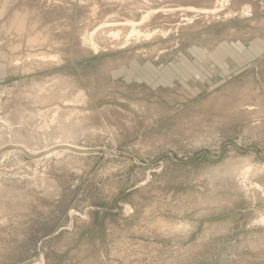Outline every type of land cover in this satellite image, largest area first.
<instances>
[{"label":"rangeland","instance_id":"obj_1","mask_svg":"<svg viewBox=\"0 0 264 264\" xmlns=\"http://www.w3.org/2000/svg\"><path fill=\"white\" fill-rule=\"evenodd\" d=\"M0 264H264V0H0Z\"/></svg>","mask_w":264,"mask_h":264},{"label":"bare ground","instance_id":"obj_2","mask_svg":"<svg viewBox=\"0 0 264 264\" xmlns=\"http://www.w3.org/2000/svg\"><path fill=\"white\" fill-rule=\"evenodd\" d=\"M109 1H112V0H109ZM144 1L149 3L150 0H144ZM223 6H224V4L222 5V7ZM168 10H166V11H168ZM191 10L201 12V13H205V14H213V15H217L220 11H222V9L219 8L218 6H212L211 8L202 9V10H197V9L191 7ZM159 12H161V10L149 8L143 13L142 17L138 20L125 18L123 20H115L112 22H110L108 20L102 21L101 24L99 25V27L87 31V33L83 37V39L85 40V45L89 46L90 49H92L96 53H100V49H101V45H100V41H99L100 36H103L107 39L110 38V39H112L111 41H122L121 43L123 45H122L121 49H126L131 44V40L133 38L139 39L138 41H140V38H142V37H144V40H151L154 38L155 34L158 33L157 31L159 30V28H157V30L154 29V31L153 30H142L141 26L146 25L150 21V19L153 16H155L156 14H158ZM185 18H187V16ZM25 19L26 18L24 16L17 13V14H15V17H14L12 23L14 26H16L19 29V31L23 32L26 29ZM193 19H194L193 17H189V18H187V21L191 22ZM107 27H118V28L106 30L105 28H107ZM124 27H129L128 31H126V32L124 31L125 33L123 32ZM161 32L166 34V32L164 30ZM36 40H38L37 36L36 37L32 36L30 38V41H32V42H35ZM36 55H39V54H36ZM46 57H48V55H42V58H46ZM51 57L56 59L55 56H51ZM63 145H67L69 147H75V146L70 145V144H63Z\"/></svg>","mask_w":264,"mask_h":264},{"label":"crops","instance_id":"obj_3","mask_svg":"<svg viewBox=\"0 0 264 264\" xmlns=\"http://www.w3.org/2000/svg\"><path fill=\"white\" fill-rule=\"evenodd\" d=\"M233 50L234 49H230V52L227 51L226 54L223 52V55L218 54L220 57L218 60L212 61L211 59L208 58L209 59V61H207L208 63L192 62L189 59L183 57V59L181 58L182 60L181 63L172 65L175 70V72L174 71L172 72L173 76H175L176 78H180L186 82L189 79H192L196 82V84L200 85V87H202L204 84L211 83V81L214 80L213 78H215V76L217 75L228 77L229 75H231L233 71H235V69H237L240 66L239 65L240 63H237L234 58L235 55L236 57L239 55V51H235L234 53ZM223 59L225 61H223ZM216 61H221V62H216ZM196 73L201 76L199 77L198 75H196ZM161 75L159 78L161 80H164L165 76L163 74ZM167 77L168 76H166V78ZM198 79L201 80L203 85L200 84Z\"/></svg>","mask_w":264,"mask_h":264}]
</instances>
